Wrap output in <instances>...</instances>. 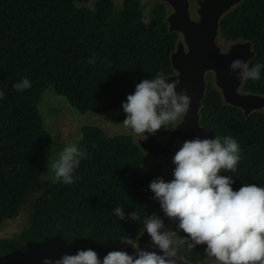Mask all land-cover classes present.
Masks as SVG:
<instances>
[{
  "label": "trees",
  "instance_id": "16d2710c",
  "mask_svg": "<svg viewBox=\"0 0 264 264\" xmlns=\"http://www.w3.org/2000/svg\"><path fill=\"white\" fill-rule=\"evenodd\" d=\"M88 3L0 0V90L5 93L0 99V223L17 218L23 209L20 233L0 241V264H43L89 248L101 259L112 250L131 254L136 232L152 214L144 207V194L154 196L149 184L163 177L164 167H155L160 176L140 175L138 168L147 159L132 136L84 124L77 143L90 158L74 171L78 179L66 185L53 183L49 175L58 151L43 113L54 118L55 129L65 113L56 114L58 107L42 112L45 94L54 106L66 101L80 117L112 111L118 114L116 122L123 123L122 102L135 85L157 73H172L170 53L178 35L162 22L164 6L140 7L139 0H123L122 7L110 0L93 7ZM156 18L159 25L154 26ZM220 32L226 39L252 43L250 67L264 64V0H244L226 13ZM22 78L31 87L17 91L13 85ZM244 89L264 93V68L261 79L245 81ZM201 113L210 138L231 135L241 146L237 171L221 173L233 176V189L264 186V113L246 119L239 109L222 105L212 87ZM157 134L165 135L166 129ZM121 205L123 220L114 212ZM132 211L140 222L127 219ZM177 223L166 219L169 228L176 229ZM205 247L180 248L178 254L196 263L207 256Z\"/></svg>",
  "mask_w": 264,
  "mask_h": 264
},
{
  "label": "clouds",
  "instance_id": "9594fccd",
  "mask_svg": "<svg viewBox=\"0 0 264 264\" xmlns=\"http://www.w3.org/2000/svg\"><path fill=\"white\" fill-rule=\"evenodd\" d=\"M89 63L94 64L95 59ZM229 68L241 81H256L261 79L264 64L250 67L248 61L236 58ZM180 84L179 76L170 80L163 73L137 83L135 91L122 102L124 128L141 140L161 129L175 130L192 103L187 89L177 91ZM13 87L17 91L29 89L31 82L22 78ZM4 95L0 90V99ZM87 158L90 154L78 143L65 146L50 164L52 182L74 183L78 179L74 171ZM240 159L241 146L231 135L197 136L183 141L172 157L173 178L166 181L157 177L149 184L152 198L159 202L164 216L178 221L176 229L169 228L155 212L143 220L139 239L147 233L150 247L159 251L137 243L131 245V254L112 250L101 259L97 251L89 248L64 254L55 261L45 259L43 264H179L178 250L190 251L198 245L206 246L204 253L215 264H264V186L250 183L234 190L233 176L221 174L235 173ZM114 212L119 219L126 218L122 205ZM127 219L141 220L135 211L128 213ZM181 230L184 236L179 234Z\"/></svg>",
  "mask_w": 264,
  "mask_h": 264
},
{
  "label": "water",
  "instance_id": "95a60500",
  "mask_svg": "<svg viewBox=\"0 0 264 264\" xmlns=\"http://www.w3.org/2000/svg\"><path fill=\"white\" fill-rule=\"evenodd\" d=\"M94 1L89 0L88 4L90 7H93L90 2L93 3ZM162 1H168L174 8V12L170 17H166L164 19L165 23H163L167 26L168 31L181 35V37L177 36L174 50L170 53L172 73L165 77L174 80L179 76L181 84L177 87V91L180 92L183 89H187V94L192 97V103L183 122L175 130H166L165 135L157 133L155 135L147 134L148 138L144 140L135 136L132 141L138 146L146 159L148 158L147 165L142 168L139 167L138 173L140 175L151 173V171H147L156 167L158 163H163L166 166L164 179L167 181L173 178L175 165L172 163V157L179 147L182 146L183 141L197 136L210 138L207 128L202 125L201 113L203 101L209 88L207 85L208 74H211V86L220 96L222 105L239 109L246 119L252 113H264V93L260 94L245 90V81L239 80L235 72L229 68L231 61L236 58L250 62L255 56L252 43L244 38L226 39L220 32L221 18L244 0ZM122 2L121 5L114 3L122 7ZM147 2L156 3L139 0L140 7L148 4ZM190 3L196 4L195 13L189 8ZM182 37L183 43L181 42ZM225 43H228V46ZM239 71V69L236 70V72ZM101 114L80 117L76 113H72L74 122L70 123V125L68 123L65 124L61 129L62 135L69 134L71 139L76 138L77 140L81 127L79 131L77 129L81 124L91 123L97 125L105 122ZM120 130L122 132L130 131L125 129L124 126ZM62 141L63 138L61 136L60 142ZM144 207L151 213H157L165 220L166 224V219L168 218L161 211L158 201L152 199L144 203ZM22 211L23 209L20 210L17 218H5L0 223V241L12 237L14 233H20L22 229ZM142 228L143 226L136 232L133 242L135 244L139 243L142 248L159 251L150 247V238L147 233L139 239V233ZM177 256L180 260L179 264H215V261L208 256L196 263L188 261L178 253Z\"/></svg>",
  "mask_w": 264,
  "mask_h": 264
},
{
  "label": "rangeland",
  "instance_id": "374dc122",
  "mask_svg": "<svg viewBox=\"0 0 264 264\" xmlns=\"http://www.w3.org/2000/svg\"><path fill=\"white\" fill-rule=\"evenodd\" d=\"M99 1H105V0H95L93 3L90 2V5L93 6V4L95 2H99ZM110 1H114L118 5H121V2H122V0H110ZM143 1H145V2L146 1L156 2V3L162 4V5L165 6V13H164V17H163V21L162 22H164V19L166 17L167 18L170 17V15L174 12L173 6L168 1H162V0H143ZM147 3L149 4V2H147ZM189 8L195 13L197 6H196V4L190 3ZM153 23H154V26L159 25V19H157V18L154 19ZM178 36L181 37L180 34H178ZM181 42L182 43L184 42L183 37H182V41ZM225 45L228 46V43H225ZM207 85L209 87H212L211 86L212 85L211 74H208L207 75ZM50 97L51 96L49 94H45L44 97H43V99H42V101L39 104V108L43 112L44 110H53L56 107H58V108L55 109L56 114H58L60 111H61V114L63 112L65 113L63 115V117H59L58 118L61 122L56 120L57 121V124H56V128L57 129H55V127H54V122H53L54 121L53 120L54 118L51 120V116L49 114L43 113L44 117L45 118L47 117L45 119L46 120L45 128L50 129V131L53 134V136H55V141H54L53 147L55 149H57L58 152L56 154L59 155L60 151H62V149L65 146H67L69 144L77 143V140L78 139L77 140H76V138H72L71 139V135H69V134L68 135H62V133H61V129L65 126V124L68 123V125H70V123H73L74 122V119L72 118V113L73 112L69 109L68 103L66 101H63V103L61 104V107H59V105L58 106H54L50 102ZM89 115H92V114H89ZM101 116L105 119V122L104 123H101V124H97V126L103 128L106 132L108 131L107 132L108 134H111V135H129V136H132V138L136 136V135L132 134L131 131L122 132L120 130V128L123 126V123H117L116 122V118H117L118 114L110 111V112L102 113ZM62 121H64V122H62ZM100 122H102V121H100ZM83 125L84 124H81L78 127L77 131H79L80 127H82ZM119 132H121V133H119ZM61 136L63 138V141L62 142H60ZM79 137H80V134H79L78 138ZM176 148H177V146H176ZM58 155L57 156L55 155V158L54 159L58 158ZM147 163H148V158H147L146 162L143 164V166L142 165L140 166V168L146 166ZM158 164H161L164 167V175H163V178H165V169H166V166L163 163H158ZM150 171H151V173L153 172L154 175L160 176L159 170H157L155 167L152 168L151 170L147 171V172H150ZM51 174L52 173H50L49 175H51ZM144 198H145V202L150 201L151 199H153L152 196L149 193H147V192H145ZM134 238H135V236H134ZM134 244L135 243L133 242V245ZM133 251H134V249L132 248V252Z\"/></svg>",
  "mask_w": 264,
  "mask_h": 264
}]
</instances>
